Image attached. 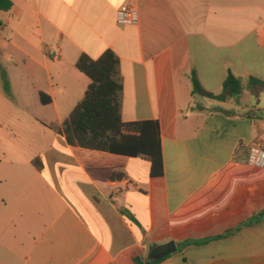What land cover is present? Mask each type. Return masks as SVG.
<instances>
[{
  "label": "crops",
  "instance_id": "0c3cea01",
  "mask_svg": "<svg viewBox=\"0 0 264 264\" xmlns=\"http://www.w3.org/2000/svg\"><path fill=\"white\" fill-rule=\"evenodd\" d=\"M11 1L0 12V40L15 49L0 48V264H264V165L250 163L264 92L247 87L264 81V0ZM126 2L137 24L118 23ZM107 50L120 58L123 121L159 124L161 177L146 158L72 146L56 130L91 83L80 56ZM194 73L215 94L229 73L244 88L212 100L193 93Z\"/></svg>",
  "mask_w": 264,
  "mask_h": 264
},
{
  "label": "trees",
  "instance_id": "16d2710c",
  "mask_svg": "<svg viewBox=\"0 0 264 264\" xmlns=\"http://www.w3.org/2000/svg\"><path fill=\"white\" fill-rule=\"evenodd\" d=\"M11 0H0V12L12 7ZM77 68L91 83L84 98L56 130L72 146L105 151L130 157H143L151 162V176L164 174L163 157L157 121L124 122L123 78L120 58L112 50L98 59L80 56ZM193 93L219 102L238 99L243 91L242 78L229 73L221 93L207 91L197 75H192ZM248 89L259 96L264 92V81L250 77ZM43 99V94H42ZM138 262V259L135 260Z\"/></svg>",
  "mask_w": 264,
  "mask_h": 264
},
{
  "label": "built area",
  "instance_id": "2783aa9c",
  "mask_svg": "<svg viewBox=\"0 0 264 264\" xmlns=\"http://www.w3.org/2000/svg\"><path fill=\"white\" fill-rule=\"evenodd\" d=\"M117 19L120 25H134L139 22V13L129 2H126L119 8ZM250 163L258 166L264 165V143L262 141L253 145Z\"/></svg>",
  "mask_w": 264,
  "mask_h": 264
},
{
  "label": "rangeland",
  "instance_id": "374dc122",
  "mask_svg": "<svg viewBox=\"0 0 264 264\" xmlns=\"http://www.w3.org/2000/svg\"><path fill=\"white\" fill-rule=\"evenodd\" d=\"M5 43H10V38H8L7 36H4V34H3V36H2V38L0 40V48L3 49V50H6L8 52L14 53L15 49L13 48L12 43L8 44V46H5ZM47 111H45V112L42 111V113L47 114ZM40 116H42V114H40Z\"/></svg>",
  "mask_w": 264,
  "mask_h": 264
}]
</instances>
